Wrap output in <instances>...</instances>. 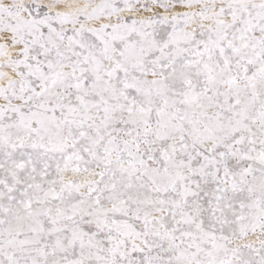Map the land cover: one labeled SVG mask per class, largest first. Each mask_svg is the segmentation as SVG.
I'll use <instances>...</instances> for the list:
<instances>
[{
    "label": "snow or ice",
    "instance_id": "6c2138e0",
    "mask_svg": "<svg viewBox=\"0 0 264 264\" xmlns=\"http://www.w3.org/2000/svg\"><path fill=\"white\" fill-rule=\"evenodd\" d=\"M0 264H264V0H0Z\"/></svg>",
    "mask_w": 264,
    "mask_h": 264
}]
</instances>
